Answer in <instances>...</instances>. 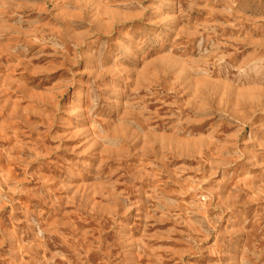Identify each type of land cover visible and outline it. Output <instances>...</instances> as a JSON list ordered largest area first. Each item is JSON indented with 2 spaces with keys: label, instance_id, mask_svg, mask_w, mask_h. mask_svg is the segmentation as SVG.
<instances>
[{
  "label": "rangeland",
  "instance_id": "374dc122",
  "mask_svg": "<svg viewBox=\"0 0 264 264\" xmlns=\"http://www.w3.org/2000/svg\"><path fill=\"white\" fill-rule=\"evenodd\" d=\"M0 264H264V0H0Z\"/></svg>",
  "mask_w": 264,
  "mask_h": 264
}]
</instances>
